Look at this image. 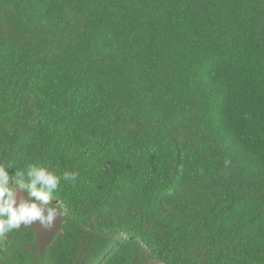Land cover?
<instances>
[{
  "label": "trees",
  "instance_id": "16d2710c",
  "mask_svg": "<svg viewBox=\"0 0 264 264\" xmlns=\"http://www.w3.org/2000/svg\"><path fill=\"white\" fill-rule=\"evenodd\" d=\"M28 164L78 176L0 264H264V0H0V165Z\"/></svg>",
  "mask_w": 264,
  "mask_h": 264
},
{
  "label": "clouds",
  "instance_id": "9594fccd",
  "mask_svg": "<svg viewBox=\"0 0 264 264\" xmlns=\"http://www.w3.org/2000/svg\"><path fill=\"white\" fill-rule=\"evenodd\" d=\"M77 176L75 171H65L62 177L57 176L37 164H28L24 170L15 171L10 176L9 171L0 165V236L34 221L51 224L57 215V208L50 206L52 194L61 179L74 182ZM14 177H19L20 182ZM20 192H27V197L21 198Z\"/></svg>",
  "mask_w": 264,
  "mask_h": 264
},
{
  "label": "rangeland",
  "instance_id": "374dc122",
  "mask_svg": "<svg viewBox=\"0 0 264 264\" xmlns=\"http://www.w3.org/2000/svg\"><path fill=\"white\" fill-rule=\"evenodd\" d=\"M19 195L21 198L27 197L25 192H20ZM62 223H63V215L61 211H57V215L51 224H41L39 221H34L27 225L22 224L21 226L33 227L39 234L41 240L40 245L42 246V248H45L51 242L54 236L61 230ZM154 264H162V263H154Z\"/></svg>",
  "mask_w": 264,
  "mask_h": 264
}]
</instances>
